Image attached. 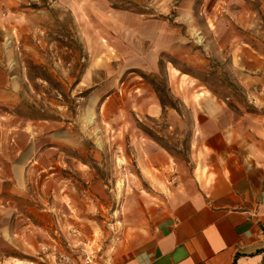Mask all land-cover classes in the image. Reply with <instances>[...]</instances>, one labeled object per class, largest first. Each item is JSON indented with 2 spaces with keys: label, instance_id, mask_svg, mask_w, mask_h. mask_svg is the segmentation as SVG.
<instances>
[{
  "label": "rangeland",
  "instance_id": "obj_1",
  "mask_svg": "<svg viewBox=\"0 0 264 264\" xmlns=\"http://www.w3.org/2000/svg\"><path fill=\"white\" fill-rule=\"evenodd\" d=\"M213 4L0 0L18 84L10 132L0 125V264H96L167 216L169 181L194 161L179 92L247 107L225 43L246 32ZM153 101L158 117L140 112Z\"/></svg>",
  "mask_w": 264,
  "mask_h": 264
},
{
  "label": "crops",
  "instance_id": "obj_2",
  "mask_svg": "<svg viewBox=\"0 0 264 264\" xmlns=\"http://www.w3.org/2000/svg\"><path fill=\"white\" fill-rule=\"evenodd\" d=\"M212 13L218 21L227 13L246 32L225 43L247 107L233 109L209 91L179 92L193 118V167L170 179L173 196L157 227L107 249L96 264H264V0H215ZM3 49L0 39V125L9 133L18 84ZM139 109L162 112L155 101Z\"/></svg>",
  "mask_w": 264,
  "mask_h": 264
},
{
  "label": "built area",
  "instance_id": "obj_3",
  "mask_svg": "<svg viewBox=\"0 0 264 264\" xmlns=\"http://www.w3.org/2000/svg\"><path fill=\"white\" fill-rule=\"evenodd\" d=\"M93 256L92 255H90V254H87L86 256H85V263L86 264H95L94 262H93Z\"/></svg>",
  "mask_w": 264,
  "mask_h": 264
},
{
  "label": "trees",
  "instance_id": "obj_4",
  "mask_svg": "<svg viewBox=\"0 0 264 264\" xmlns=\"http://www.w3.org/2000/svg\"><path fill=\"white\" fill-rule=\"evenodd\" d=\"M183 72L188 74V72H186V71H184V70H183ZM143 77H146V76H145V75H143ZM151 83H152V85H153V88L155 89V91H157V92H158V91H159L158 85H157V84H155V83H154V81H151ZM159 100H160V99H159ZM160 102H161V104L165 105V103H163V101H162V100H160ZM229 107H230V106H229ZM234 109H236V108H234Z\"/></svg>",
  "mask_w": 264,
  "mask_h": 264
}]
</instances>
